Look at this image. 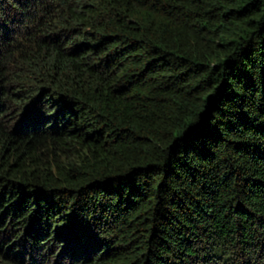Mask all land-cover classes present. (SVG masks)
<instances>
[{
    "label": "trees",
    "instance_id": "1",
    "mask_svg": "<svg viewBox=\"0 0 264 264\" xmlns=\"http://www.w3.org/2000/svg\"><path fill=\"white\" fill-rule=\"evenodd\" d=\"M0 264H264V0H0Z\"/></svg>",
    "mask_w": 264,
    "mask_h": 264
}]
</instances>
